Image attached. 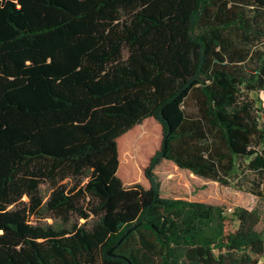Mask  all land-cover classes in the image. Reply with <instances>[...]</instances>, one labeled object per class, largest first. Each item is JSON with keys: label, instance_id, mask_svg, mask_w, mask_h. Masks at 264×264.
I'll use <instances>...</instances> for the list:
<instances>
[{"label": "trees", "instance_id": "obj_1", "mask_svg": "<svg viewBox=\"0 0 264 264\" xmlns=\"http://www.w3.org/2000/svg\"><path fill=\"white\" fill-rule=\"evenodd\" d=\"M263 17L264 0H0V264H264L258 209L165 197L154 171L229 185L244 159L264 198ZM44 180L56 215L99 221L36 224Z\"/></svg>", "mask_w": 264, "mask_h": 264}, {"label": "rangeland", "instance_id": "obj_2", "mask_svg": "<svg viewBox=\"0 0 264 264\" xmlns=\"http://www.w3.org/2000/svg\"><path fill=\"white\" fill-rule=\"evenodd\" d=\"M249 14H252L250 11ZM264 31V17L260 23ZM254 55H262L264 53V34L257 39L247 43ZM258 57V56H257ZM252 66H256V62H250ZM248 97L254 102V106L260 115L261 123H264V89L252 90L248 92ZM141 138L137 142L144 140ZM135 159L139 161L140 156L143 155L141 144L135 143ZM143 147V146H142ZM144 148V147H143ZM247 162L244 159L239 160L238 173L229 185L222 184L220 181L213 180L199 176L192 172L190 169L180 167L175 161L162 158L156 165L154 171L161 184V192L165 197L182 198L189 201H201L208 204L221 205L224 207H237L243 206L248 209H258L261 212L262 219L257 225V229L264 236V198L251 191L255 188L253 179L259 181L262 179L261 175L258 176L253 172L248 174L244 173V168ZM88 181L87 177H82L81 184ZM62 182L70 183V185L77 182L76 179L69 177ZM54 186L49 180H44L40 186V193L43 198L44 207L39 213L33 216V221L46 227L55 229H72L74 226H85L92 228L98 221L99 217L91 214L88 218H82L78 214H72L69 219L65 220L56 215L53 211L46 207L47 201L51 197ZM26 202L28 198L25 197ZM149 239H152L150 237ZM133 244L137 246L135 241ZM159 264L158 258L154 255ZM262 262V261H261Z\"/></svg>", "mask_w": 264, "mask_h": 264}, {"label": "built area", "instance_id": "obj_3", "mask_svg": "<svg viewBox=\"0 0 264 264\" xmlns=\"http://www.w3.org/2000/svg\"><path fill=\"white\" fill-rule=\"evenodd\" d=\"M234 211V207H227V212L232 213ZM258 264H262V262H259Z\"/></svg>", "mask_w": 264, "mask_h": 264}]
</instances>
